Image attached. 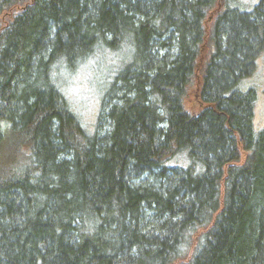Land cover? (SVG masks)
<instances>
[{"label": "trees", "instance_id": "obj_1", "mask_svg": "<svg viewBox=\"0 0 264 264\" xmlns=\"http://www.w3.org/2000/svg\"><path fill=\"white\" fill-rule=\"evenodd\" d=\"M260 55L264 0H0V264H264Z\"/></svg>", "mask_w": 264, "mask_h": 264}, {"label": "rangeland", "instance_id": "obj_2", "mask_svg": "<svg viewBox=\"0 0 264 264\" xmlns=\"http://www.w3.org/2000/svg\"><path fill=\"white\" fill-rule=\"evenodd\" d=\"M258 1L259 0H228V6L236 7L241 10H249L252 9ZM212 20L213 18L211 15V19L209 18L208 22L211 23ZM117 55L119 57V62L113 63L111 68L120 65V61L129 55V48L122 49L117 52ZM93 64L88 63L79 68L76 77L70 76L65 71L60 73V78L65 82L64 91L66 90L65 93L68 96V99L75 110L79 112L81 119L89 129L93 127L98 112L99 97H101L103 90L107 86V82H104L103 85L102 81L100 82V73L97 72V70L94 71L95 69L92 70L93 68H96ZM90 67L91 69H89ZM83 68L84 71L80 73ZM104 72L102 74H104ZM63 84L64 83H61L62 86ZM239 88L242 90L254 88L256 91L257 97L253 125L255 132H259L264 128V55H260L256 59L254 73L251 76L244 78L239 84ZM192 248L193 246L191 245L189 254L191 253Z\"/></svg>", "mask_w": 264, "mask_h": 264}]
</instances>
